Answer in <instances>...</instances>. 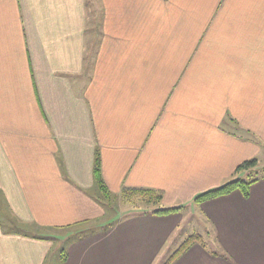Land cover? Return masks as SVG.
I'll return each instance as SVG.
<instances>
[{"label": "crops", "instance_id": "obj_1", "mask_svg": "<svg viewBox=\"0 0 264 264\" xmlns=\"http://www.w3.org/2000/svg\"><path fill=\"white\" fill-rule=\"evenodd\" d=\"M261 153L264 0H0V264H264V176L194 201Z\"/></svg>", "mask_w": 264, "mask_h": 264}, {"label": "trees", "instance_id": "obj_2", "mask_svg": "<svg viewBox=\"0 0 264 264\" xmlns=\"http://www.w3.org/2000/svg\"><path fill=\"white\" fill-rule=\"evenodd\" d=\"M257 166V160L252 159L248 160L238 166V171L248 170ZM264 173V168H263ZM252 174V172H251ZM94 175L95 181L99 191L101 192L102 198L106 202L115 201V196H113L108 189L107 185L104 182L101 168V159L97 154L94 166ZM251 177V176H250ZM260 180V177L249 178L248 180L239 178L233 181H230L222 186L206 190L195 196L194 201L197 204H202L209 200L216 198L224 197L230 195L234 192H240L244 197H249L251 188L254 183ZM121 198H127L134 202L138 207L141 206L140 210L143 211V214H152L157 216H165L180 212L183 207H172V208H159L163 195L153 189H137V188H126L123 190ZM113 203V202H112ZM145 205H154L158 206V209L152 210L150 212L142 208ZM200 243L204 248H208V244L204 240L203 236L199 234H194L187 238L180 247L169 257L168 261L165 264H171L174 262L183 252L187 251L193 244Z\"/></svg>", "mask_w": 264, "mask_h": 264}, {"label": "rangeland", "instance_id": "obj_3", "mask_svg": "<svg viewBox=\"0 0 264 264\" xmlns=\"http://www.w3.org/2000/svg\"><path fill=\"white\" fill-rule=\"evenodd\" d=\"M87 1L89 2V5H93L94 4V1H96V0H87ZM205 67L207 69V65L206 64H205ZM254 133H253L252 137H250V139H251L252 142L254 141L256 145H259L260 144L259 137H258V135L256 133L255 134ZM255 159H257L258 162L261 164V166H263V168H264V153H261V155L258 158H255ZM263 168L261 169L260 166H256L255 170H254V168H251V169H248V170H246V169L245 170H242V172L239 173V174L238 173H235L228 181H226V183L227 182H230V181H233V180H236L238 178H242V179L248 180L249 178H257V177H260V179L263 180L264 179V178L262 179V177L264 176ZM251 172H252V174H251ZM194 206H195V204H190V206H189V209L192 212H194V210H195ZM105 207H106L105 216L109 215V213H111L110 210H112V209H113V211H115L117 213V209L115 207L113 208V206H112V208H110L109 205H107V204H105ZM133 207H136L137 208L138 206H136L134 204V202L131 201L130 199L124 198V199H122L120 201L119 209L121 210V214H124V213H127L128 211H131V208H133ZM221 207H223V206H221ZM142 208H144L146 211H148V210L149 211H152V210L158 208V206L157 205L156 206H154V205H145ZM186 215L189 218L192 217V215H191V213L189 211L186 213ZM192 222H193V226L196 229L195 232H202L201 231V228H202V224L201 223L202 222H197L196 219L192 220ZM74 230H76V229H74ZM40 233H44L45 234V237H48V239H49V237H52V239L50 240V242H53L54 240L57 241L58 239H62V234H64L63 235V238H64V236H67L66 240L69 241L75 235L80 234V230L70 232L69 234H66V233H64L61 230L60 231L59 230H55V231L54 230H51V231L42 230ZM207 241H206V243H207ZM192 246H195V249H194L195 251H199V250H202V249L203 250H206V251L210 250L209 244H208V248H205V249H204V247L200 243H195ZM169 254H170V252H169ZM166 256H168V255L166 254ZM176 261H174V263Z\"/></svg>", "mask_w": 264, "mask_h": 264}]
</instances>
